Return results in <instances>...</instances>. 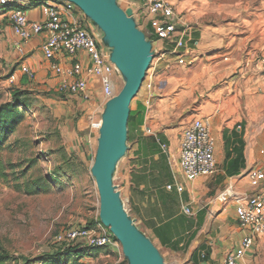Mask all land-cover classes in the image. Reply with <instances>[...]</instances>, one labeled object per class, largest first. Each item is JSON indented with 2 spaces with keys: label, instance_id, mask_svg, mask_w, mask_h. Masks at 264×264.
Returning <instances> with one entry per match:
<instances>
[{
  "label": "crops",
  "instance_id": "0c3cea01",
  "mask_svg": "<svg viewBox=\"0 0 264 264\" xmlns=\"http://www.w3.org/2000/svg\"><path fill=\"white\" fill-rule=\"evenodd\" d=\"M42 1L17 0L16 8L24 10L30 21L39 22ZM168 1L189 29L186 50L181 53L198 54L194 62L199 66L193 70L196 91L191 100L202 101L194 118H204L210 123L216 142V172L195 181L186 179L180 167L184 127H163L160 112H151V106L146 105L145 93L131 105L128 150L117 165L115 185L127 213L158 249L166 264H225L227 255L239 253L249 235V231L238 224L234 198L256 194L259 189L251 173L264 170V65L259 58L264 55V0H256L255 8L251 6L248 10L244 1L235 5L223 1L213 4L212 11L206 12L205 8L212 7L210 0H191L181 7ZM116 2L124 10H133L141 31L151 30L139 0ZM235 6L241 12L250 13L251 17L238 23L206 24L201 21L206 14L229 15ZM9 12L0 6V59L5 70L17 77L18 88H31L35 84L40 90L60 93L61 78L53 72L52 66L54 63L71 65L74 60L66 55L58 56L53 62L46 60L42 45L47 36L35 35L28 42L22 41L13 31ZM88 27L94 31L98 42L104 44L102 31L91 22ZM234 30L243 32L240 38ZM152 45L155 54L168 51L152 63L151 72L158 79L172 64L168 54L174 52V45L157 40H153ZM20 48L24 54L19 52ZM204 65V69H199ZM24 66L35 73L33 81L22 75ZM216 77L231 78L226 85L228 100L219 115L212 113L203 89L205 78ZM122 82V76L118 77L117 87ZM89 85L93 91L89 101L60 93L77 102L80 119L76 140L85 147L90 142V136L85 133L89 129L88 115L91 109L103 114L106 105L99 82L91 79ZM180 96L184 99L188 93L184 91ZM177 184L184 187L182 193L175 188ZM169 186L173 189L169 190ZM223 193L228 194L226 202L219 199ZM99 222L96 220V226ZM103 250L113 264L117 254ZM241 264H264V237H255Z\"/></svg>",
  "mask_w": 264,
  "mask_h": 264
},
{
  "label": "rangeland",
  "instance_id": "374dc122",
  "mask_svg": "<svg viewBox=\"0 0 264 264\" xmlns=\"http://www.w3.org/2000/svg\"><path fill=\"white\" fill-rule=\"evenodd\" d=\"M170 1L178 7L191 2ZM223 1H229L232 5L244 1L246 10L251 6L255 8L253 6L256 3V0H210L212 7L205 8L204 12L208 9L212 11L213 4ZM237 8L232 7L229 15L206 14L201 21L206 24L238 23L245 17H251L250 13L241 12ZM190 10L189 7L188 12ZM83 22L88 26L90 20L84 15ZM233 33L240 38L243 32L234 30ZM166 53L168 51L160 52V55L154 53L153 61ZM168 55L172 59L171 66L158 79L155 77L153 80L155 99L150 105V111L160 112L163 127H184V132L195 119L198 105L202 102L191 100L196 91L193 70L199 66L198 62H194L198 54H188V62L192 63L190 66H179L176 54ZM204 67L205 65L200 66L199 69ZM10 77L11 74L5 70L0 59V105L11 102L12 92L18 88L10 84ZM230 79L216 77L203 80L204 98L210 100L213 114L223 112V104L228 100L226 85ZM124 84L122 82L118 86V93ZM24 90L30 93L32 105L23 108L26 113L25 121L4 141L0 149V161L5 166L4 175L0 176V247L14 258L23 257L34 264H48L42 257L47 258L65 248L56 240L59 233L87 228L96 220L100 221V195L92 166L100 136L93 129V123L102 121V113L91 109L86 120L89 129L85 132L90 136V142L85 147L76 140L80 117L75 98L40 90L35 84ZM184 91L188 93V97L181 99L180 95ZM143 94L145 91L133 102ZM78 147L81 148L80 151ZM115 178L116 172L114 184L117 183ZM77 262L111 264L112 259L101 250L95 256L82 258ZM69 263L72 264L73 260L70 259Z\"/></svg>",
  "mask_w": 264,
  "mask_h": 264
},
{
  "label": "built area",
  "instance_id": "2783aa9c",
  "mask_svg": "<svg viewBox=\"0 0 264 264\" xmlns=\"http://www.w3.org/2000/svg\"><path fill=\"white\" fill-rule=\"evenodd\" d=\"M17 0H0V6L5 7L16 3ZM142 10L149 19L151 30L146 36L155 37L157 41H164L174 45L177 65L190 66L186 50V37L189 29L175 7L168 0H139ZM42 20L32 22L22 9L9 12V19L13 31L22 41L28 42L33 36L45 34L46 41L42 45V52L46 60L53 62L58 56L66 55L74 60L71 65L53 64V72L61 78L60 93L75 96L83 101L93 98V91L89 85L91 79L99 82L105 103L118 95L117 78L120 71L111 62V52L104 44L98 42L94 31L83 22L82 11L73 3L61 0H44L40 4ZM24 54L22 48L19 49ZM264 65V55L260 57ZM21 73L30 81L36 77L28 67H22ZM155 75L150 70L138 95L143 91L147 94L146 105L149 107L154 96ZM10 84L16 85L17 77L11 76ZM102 121H95L93 129L100 132ZM216 142L212 135L210 123L204 118L194 119L184 130L180 142V167L188 181H195L201 177H208L216 172L215 158ZM264 154V151L262 152ZM258 192L254 195L237 196L234 198L236 217L241 228L247 229L249 235L243 243L242 250L230 253L225 264H241L242 259L251 250L255 237H264V170L251 173ZM179 193L184 187L175 186ZM169 190L173 186L168 187ZM219 199L226 202L228 194L223 193ZM186 212L190 210L186 208ZM57 242L64 246L85 244L89 247L104 248L117 254L113 264H128L120 241L101 222L95 228H80L59 233Z\"/></svg>",
  "mask_w": 264,
  "mask_h": 264
},
{
  "label": "water",
  "instance_id": "95a60500",
  "mask_svg": "<svg viewBox=\"0 0 264 264\" xmlns=\"http://www.w3.org/2000/svg\"><path fill=\"white\" fill-rule=\"evenodd\" d=\"M61 1L76 5L102 31L103 43L111 52V62L125 83L118 95L105 105L92 166L100 195V221L120 241L128 264H165L158 249L127 213L114 184L117 165L128 150L131 105L154 59L152 41L138 28L133 10H124L116 0Z\"/></svg>",
  "mask_w": 264,
  "mask_h": 264
},
{
  "label": "trees",
  "instance_id": "16d2710c",
  "mask_svg": "<svg viewBox=\"0 0 264 264\" xmlns=\"http://www.w3.org/2000/svg\"><path fill=\"white\" fill-rule=\"evenodd\" d=\"M7 11L17 9L16 3L9 4L5 7ZM151 41L157 40L155 37H149ZM30 93L23 88H15L12 92V101L0 105V149L6 139L14 134L21 124L25 121L26 113L23 108H28L32 105L29 99ZM132 113L129 120V133L128 140L130 138V127H131ZM5 166L0 161V176L4 175ZM57 176V173H55ZM96 226V221L87 229H92ZM62 250L57 251L56 254L48 256L47 258L42 257L48 264H70L69 260L72 259V264H79L77 261L82 258L95 256L96 253L100 252L104 248L89 247L85 244H76L71 246H64ZM22 258V259H21ZM21 258H14L2 247H0V264H34L32 261ZM87 264V263H80Z\"/></svg>",
  "mask_w": 264,
  "mask_h": 264
}]
</instances>
